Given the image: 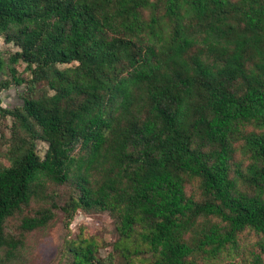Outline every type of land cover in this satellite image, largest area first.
<instances>
[{"label": "trees", "instance_id": "trees-1", "mask_svg": "<svg viewBox=\"0 0 264 264\" xmlns=\"http://www.w3.org/2000/svg\"><path fill=\"white\" fill-rule=\"evenodd\" d=\"M0 37L24 91L0 96V264L55 208L118 233L119 261L81 236L67 264H264V0H0Z\"/></svg>", "mask_w": 264, "mask_h": 264}, {"label": "rangeland", "instance_id": "rangeland-1", "mask_svg": "<svg viewBox=\"0 0 264 264\" xmlns=\"http://www.w3.org/2000/svg\"><path fill=\"white\" fill-rule=\"evenodd\" d=\"M17 47L13 43H7L0 37V56L4 60V70L0 73V83L10 79L8 57ZM24 63L21 61L15 64L17 74L26 77L29 72L24 70ZM24 93L23 84L17 85L11 82L6 89L0 87L1 106L5 108L20 104L21 96ZM11 118L0 116V161L7 164L4 156L7 148V138L10 134ZM46 147L44 142L37 141L39 154H43ZM50 189L57 193V202L62 204L66 199L69 188L67 185H50ZM55 217L49 225L42 229L30 231L25 236V248L21 257V264H67L64 256L66 241L77 239L81 236L93 238L98 246V254L102 257L113 253L115 261H119L113 250V243L118 238L115 220L107 211H86L77 210L71 221L67 222L64 212L60 208H55ZM253 238L249 237L248 241ZM237 259L239 256L236 257ZM228 259L223 258L222 263L226 264Z\"/></svg>", "mask_w": 264, "mask_h": 264}]
</instances>
